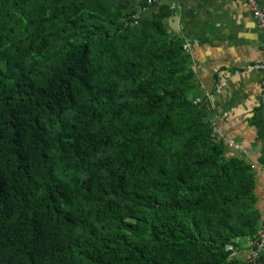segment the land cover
Returning <instances> with one entry per match:
<instances>
[{"label":"trees","instance_id":"16d2710c","mask_svg":"<svg viewBox=\"0 0 264 264\" xmlns=\"http://www.w3.org/2000/svg\"><path fill=\"white\" fill-rule=\"evenodd\" d=\"M171 16L0 0V264H242L254 178L190 99Z\"/></svg>","mask_w":264,"mask_h":264},{"label":"crops","instance_id":"0c3cea01","mask_svg":"<svg viewBox=\"0 0 264 264\" xmlns=\"http://www.w3.org/2000/svg\"><path fill=\"white\" fill-rule=\"evenodd\" d=\"M131 1L144 20L153 19L162 7L172 11L169 26L171 19L178 20L195 72L190 99L210 112L217 136L227 147V158L239 159L250 168L261 233L264 86L262 74L253 68L264 63V32L248 0H163L152 7L146 6L148 0ZM257 2L264 8V0ZM253 242H238L234 256L242 264H249ZM261 259L264 262V248Z\"/></svg>","mask_w":264,"mask_h":264},{"label":"built area","instance_id":"2783aa9c","mask_svg":"<svg viewBox=\"0 0 264 264\" xmlns=\"http://www.w3.org/2000/svg\"><path fill=\"white\" fill-rule=\"evenodd\" d=\"M163 0H148V6L152 7L155 5H161ZM249 5L252 9L253 15L255 16L259 27L264 32V8L259 5L257 0H248ZM140 19V17H137ZM254 70L260 72L263 76V86H264V63L258 64L253 68ZM264 248V225L262 226L259 238L256 239L251 245L249 264H264L261 259V255Z\"/></svg>","mask_w":264,"mask_h":264},{"label":"water","instance_id":"95a60500","mask_svg":"<svg viewBox=\"0 0 264 264\" xmlns=\"http://www.w3.org/2000/svg\"><path fill=\"white\" fill-rule=\"evenodd\" d=\"M170 26L175 33L180 34L181 30L179 28L178 20L176 18L170 20Z\"/></svg>","mask_w":264,"mask_h":264}]
</instances>
